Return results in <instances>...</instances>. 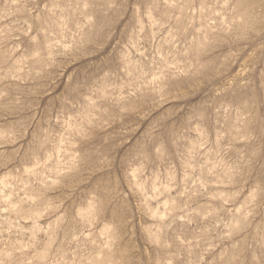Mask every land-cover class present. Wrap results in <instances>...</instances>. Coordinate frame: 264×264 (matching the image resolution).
I'll list each match as a JSON object with an SVG mask.
<instances>
[{
    "label": "rangeland",
    "instance_id": "374dc122",
    "mask_svg": "<svg viewBox=\"0 0 264 264\" xmlns=\"http://www.w3.org/2000/svg\"><path fill=\"white\" fill-rule=\"evenodd\" d=\"M0 264H264V0H0Z\"/></svg>",
    "mask_w": 264,
    "mask_h": 264
}]
</instances>
